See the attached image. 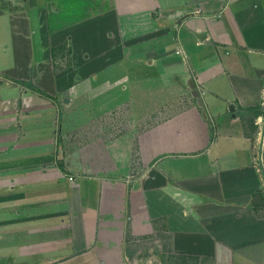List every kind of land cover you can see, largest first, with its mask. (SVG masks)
Segmentation results:
<instances>
[{
    "label": "crops",
    "instance_id": "1",
    "mask_svg": "<svg viewBox=\"0 0 264 264\" xmlns=\"http://www.w3.org/2000/svg\"><path fill=\"white\" fill-rule=\"evenodd\" d=\"M263 125L264 0H0V262L264 264Z\"/></svg>",
    "mask_w": 264,
    "mask_h": 264
},
{
    "label": "rangeland",
    "instance_id": "2",
    "mask_svg": "<svg viewBox=\"0 0 264 264\" xmlns=\"http://www.w3.org/2000/svg\"><path fill=\"white\" fill-rule=\"evenodd\" d=\"M86 8H88L86 6ZM70 56L66 54L61 64L68 66L70 64ZM64 107V109L72 110L76 108V104L74 106L69 107L66 101L60 103V107ZM86 108V107H85ZM83 109V108H82ZM129 108L126 106L117 107L112 111H109L106 114H103L95 119L89 121V119L85 120L83 117H71V121L74 125H78V127H73L71 132L66 134L65 140L68 142L75 141V142H86L91 138L95 137H102L106 140L112 139L116 137V135H121L130 129L135 127L142 129L149 125L152 122V118H143V119H136L133 118L129 113ZM84 110V109H83ZM261 130L259 133V137L256 141V153L259 152V143L261 140ZM68 154L72 152V150H67ZM263 162H264V152H263ZM4 262H0L2 264ZM7 264H11L10 260H8Z\"/></svg>",
    "mask_w": 264,
    "mask_h": 264
},
{
    "label": "water",
    "instance_id": "3",
    "mask_svg": "<svg viewBox=\"0 0 264 264\" xmlns=\"http://www.w3.org/2000/svg\"><path fill=\"white\" fill-rule=\"evenodd\" d=\"M187 86L191 90L192 95L196 98L198 105L202 108L204 116L206 118H208V112H207L202 94H201L200 89L198 88V86L195 82V78L193 76L189 77V79L187 81ZM231 109L234 110V106H231ZM263 147H264V125L262 128L261 145H260V152H259V158H260L261 162H262V157H263Z\"/></svg>",
    "mask_w": 264,
    "mask_h": 264
},
{
    "label": "trees",
    "instance_id": "4",
    "mask_svg": "<svg viewBox=\"0 0 264 264\" xmlns=\"http://www.w3.org/2000/svg\"><path fill=\"white\" fill-rule=\"evenodd\" d=\"M256 109H257L258 113H259L260 111H262V110H260V109H261L260 107H257ZM212 138H214V133L212 134ZM195 264H198V263H195Z\"/></svg>",
    "mask_w": 264,
    "mask_h": 264
},
{
    "label": "built area",
    "instance_id": "5",
    "mask_svg": "<svg viewBox=\"0 0 264 264\" xmlns=\"http://www.w3.org/2000/svg\"><path fill=\"white\" fill-rule=\"evenodd\" d=\"M72 178V177H71Z\"/></svg>",
    "mask_w": 264,
    "mask_h": 264
}]
</instances>
